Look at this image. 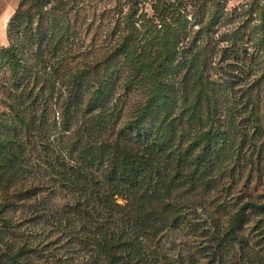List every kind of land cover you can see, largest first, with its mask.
Returning <instances> with one entry per match:
<instances>
[{
  "label": "trees",
  "instance_id": "16d2710c",
  "mask_svg": "<svg viewBox=\"0 0 264 264\" xmlns=\"http://www.w3.org/2000/svg\"><path fill=\"white\" fill-rule=\"evenodd\" d=\"M159 21H115L89 55L38 21L26 65L4 49L17 75L0 91V211L26 205V223L76 252L26 236V264H264V191L253 195L264 180L242 170L258 166L247 132L258 99L247 85L244 104L226 105L213 52L176 60V28ZM258 42L250 57L264 31Z\"/></svg>",
  "mask_w": 264,
  "mask_h": 264
},
{
  "label": "rangeland",
  "instance_id": "374dc122",
  "mask_svg": "<svg viewBox=\"0 0 264 264\" xmlns=\"http://www.w3.org/2000/svg\"><path fill=\"white\" fill-rule=\"evenodd\" d=\"M35 1L18 0L7 20L6 39L0 44V91L8 82H13L17 75L13 74L15 64L14 60L10 61L11 54L4 52V49L13 45L17 49L13 56L17 61H25L26 65V48L33 44L34 27L38 21H41L47 38L55 35L66 38L63 50L89 55L103 50L107 43L106 39L101 40L105 36L104 31L115 21L121 22L128 17L150 18L155 24L164 19L176 28V60H180L181 54L187 55L200 47L207 53L213 52L211 71H219L221 79L229 80L228 86L232 87V90L225 88L226 105L236 101L244 104L247 96L244 88L250 86V94L258 99L257 108L255 113H247V108L242 110L240 121L247 122V113L250 125L254 124L247 132L255 141L253 155L259 151V161L257 167L254 160L252 165L245 164L242 170L244 173L252 170L250 184L256 177L264 180V69L261 64L264 51H261V57H250L254 47L263 46L262 42H258V37L264 31V0H42L39 10L34 6ZM254 77L258 80L252 84L251 79ZM136 97L138 95H130L129 99L132 101ZM246 103L249 104V101ZM263 187L260 185L253 195L263 193ZM8 217L12 218L11 226L2 225V218ZM42 225L45 233L51 227L49 222H42ZM39 226L26 223V205L23 211L11 208L0 211V264L16 261L26 264V236L29 242L40 239L38 248L42 247L43 252L51 251L61 256L72 254L76 257V252H72L74 248L64 252L63 238L55 242L59 232L53 231L51 237L44 239L39 235L43 233H39ZM173 242L177 243V238ZM20 245H23V252L16 255V261L10 259ZM190 264L198 263L194 261Z\"/></svg>",
  "mask_w": 264,
  "mask_h": 264
},
{
  "label": "crops",
  "instance_id": "0c3cea01",
  "mask_svg": "<svg viewBox=\"0 0 264 264\" xmlns=\"http://www.w3.org/2000/svg\"><path fill=\"white\" fill-rule=\"evenodd\" d=\"M18 0H0V44L5 42L6 23Z\"/></svg>",
  "mask_w": 264,
  "mask_h": 264
}]
</instances>
